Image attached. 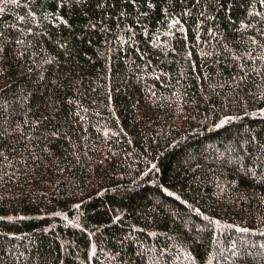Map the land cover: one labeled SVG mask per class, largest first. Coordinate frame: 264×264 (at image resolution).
<instances>
[{
	"label": "trees",
	"instance_id": "16d2710c",
	"mask_svg": "<svg viewBox=\"0 0 264 264\" xmlns=\"http://www.w3.org/2000/svg\"><path fill=\"white\" fill-rule=\"evenodd\" d=\"M0 264H264V0H0Z\"/></svg>",
	"mask_w": 264,
	"mask_h": 264
}]
</instances>
